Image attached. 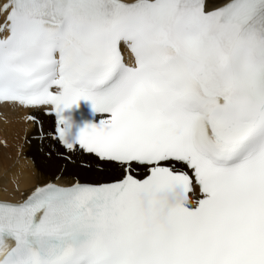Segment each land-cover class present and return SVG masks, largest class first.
Returning a JSON list of instances; mask_svg holds the SVG:
<instances>
[{
	"label": "snow or ice",
	"instance_id": "snow-or-ice-1",
	"mask_svg": "<svg viewBox=\"0 0 264 264\" xmlns=\"http://www.w3.org/2000/svg\"><path fill=\"white\" fill-rule=\"evenodd\" d=\"M2 7L0 101L119 175L0 200V264H264V0Z\"/></svg>",
	"mask_w": 264,
	"mask_h": 264
},
{
	"label": "bare ground",
	"instance_id": "bare-ground-1",
	"mask_svg": "<svg viewBox=\"0 0 264 264\" xmlns=\"http://www.w3.org/2000/svg\"><path fill=\"white\" fill-rule=\"evenodd\" d=\"M207 2H210V0H207ZM1 4L2 0H0V5ZM4 15L5 14L3 13L1 17L3 18ZM26 112L27 109L14 105H0L1 200H18L20 197H22V193L29 191L39 182L52 181L61 184H69L73 180H76V174L82 175L84 173L77 168V155L71 151H69V153L72 155L71 161L70 163H65V168L69 166L70 169L67 172H62V170L65 168L62 169L63 166H60V164L63 165V161L59 157L61 154L59 151L62 152L60 147L58 149V147L55 146V152L53 153L48 151L47 148L41 147L44 142L42 140V136L40 135L43 132L35 131V125L25 119ZM31 134H33L35 137L38 135V138L32 139ZM29 149L30 151L35 150L37 159H33L34 161L30 158ZM52 157L57 159L56 162L53 164L48 162L47 164L45 160H48ZM87 158L92 162L95 161L88 156ZM99 164V169H102L104 164L101 162ZM47 166H49L48 169L51 172L56 171L52 179L47 175L41 174L39 171V169L47 170L45 168ZM92 173H94V171ZM94 174L104 175L97 172Z\"/></svg>",
	"mask_w": 264,
	"mask_h": 264
},
{
	"label": "rangeland",
	"instance_id": "rangeland-1",
	"mask_svg": "<svg viewBox=\"0 0 264 264\" xmlns=\"http://www.w3.org/2000/svg\"><path fill=\"white\" fill-rule=\"evenodd\" d=\"M42 117V116H41ZM42 120L44 121L45 120V118H43L42 117ZM43 121H42V124H43ZM45 121H47L48 122V120H45ZM48 123H50V122H48ZM35 131H38L37 129H36V127H35ZM31 138L32 139H35L36 137L35 136H33V134H31ZM42 140H43V144H42V146L41 147H43V148H47L48 149V151H50L51 153H53V152H55V149H54V147H48V145H49V143H55V141H52L51 139H50V137H42ZM1 143H2V141H1ZM55 145V144H54ZM67 151V155L66 156H64V158H65V160H63V158L62 157H60V159L63 161V163L65 164H67V163H70V161H71V158H72V155L69 153V150H66ZM36 152H37V148H36ZM71 152H73V151H71ZM29 155H30V158L33 160H35V159H37V157H36V154H35V150H33V151H30V149H29ZM73 153H76L75 155H77V168L78 169H80L81 171H83L84 173L82 174V175H87V173L88 172H90V171H94V173L95 172H97V173H100V174H115V173H119V168L118 167H114V166H112V165H104L103 166V168L102 169H99V167H95V163L94 162H92V161H90L88 158H87V155H86V157H85V155H82L81 156V153L78 151V152H73ZM65 153H63V155H64ZM81 156V158H82V160H83V162L79 159V157ZM33 160V161H34ZM45 160V159H44ZM56 160L57 159H55L54 157H52V158H49L48 160H45L46 162H47V164H48V162H50V163H54V162H56ZM66 160H68V161H66ZM45 161H42V162H45ZM35 163H36V161H35ZM48 167L49 166H47V167H45L47 170H40L38 167V169H39V171H40V173L41 174H43V175H47L49 178H51L52 179V177L54 176V173H56V171L55 172H51L49 169H48ZM70 169V167L69 166H67L65 169H61L62 170V172L64 171V172H67L68 170ZM73 177H75V176H73ZM115 177V176H114ZM76 179L78 178V177H75ZM112 178V177H111ZM110 177L109 178H104V177H95V178H82V180L83 181H100V180H109V179H111ZM51 179H49V180H51ZM84 179H86V180H84Z\"/></svg>",
	"mask_w": 264,
	"mask_h": 264
},
{
	"label": "trees",
	"instance_id": "trees-1",
	"mask_svg": "<svg viewBox=\"0 0 264 264\" xmlns=\"http://www.w3.org/2000/svg\"><path fill=\"white\" fill-rule=\"evenodd\" d=\"M55 144V145H54ZM58 147V149H59V146L56 144V143H50L49 145H48V147ZM61 149V148H60ZM62 150V149H61ZM63 153V152H62ZM86 156V155H85ZM88 157H90V158H92L93 160H95L94 161V163L95 164H97V165H100L99 163H100V161L99 160H97L96 158H94L93 156H91V155H87ZM60 166L62 167V169L63 168H65V164L63 163V165L62 164H60ZM93 171H90V172H88L87 173V175H91V176H93V178H95V177H104V178H109V176L108 175H113V174H105V175H97V174H94V173H92ZM77 175V177H81V178H84V175H80V174H76ZM79 177V178H80ZM89 179V178H88Z\"/></svg>",
	"mask_w": 264,
	"mask_h": 264
}]
</instances>
